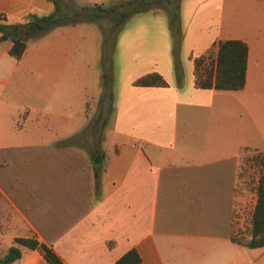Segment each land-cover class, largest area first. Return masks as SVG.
<instances>
[{
	"label": "crops",
	"instance_id": "crops-1",
	"mask_svg": "<svg viewBox=\"0 0 264 264\" xmlns=\"http://www.w3.org/2000/svg\"><path fill=\"white\" fill-rule=\"evenodd\" d=\"M57 1L63 9L112 0ZM53 9L51 0H0V23ZM178 9L180 81L171 45L166 58L168 24L167 38L164 28L125 37L128 19L107 40L109 102L96 22L56 26L18 58L9 38L0 41V256L20 251L9 264H48L17 237L44 243L64 264H114L131 248L139 264H264V247L230 239L245 151L264 152V0H180ZM225 39L247 46L244 85L196 87L192 59L213 58ZM149 72L166 84H133ZM96 100L112 120L103 138L91 131L89 147Z\"/></svg>",
	"mask_w": 264,
	"mask_h": 264
},
{
	"label": "trees",
	"instance_id": "trees-1",
	"mask_svg": "<svg viewBox=\"0 0 264 264\" xmlns=\"http://www.w3.org/2000/svg\"><path fill=\"white\" fill-rule=\"evenodd\" d=\"M51 1L54 4V9L48 14L40 16L30 14L28 20L22 24L7 25L0 23V41L6 38L11 40L12 44L9 52L14 57L18 58L22 54L27 40L36 38L56 26L95 21L102 16V13H105L112 19L115 27L114 33H116L128 18L148 12L156 6L168 13L166 14L173 43L175 78L176 82L180 81L181 70L177 59L181 37L178 16L179 0L173 2L170 7L165 6L169 4V0H113L106 5L94 3L88 6H75L65 4L63 9L57 0ZM117 9H120L118 15L116 17L111 16ZM114 33H103L102 35L103 52L100 65L102 68V87L106 89L103 95L108 99V102L111 99V65L107 40L109 35ZM246 54L247 46L245 42L239 39L219 40L213 58L209 57V54H203L192 59L194 84L196 87L203 89L238 90L242 88L244 85ZM133 84L138 86H164L166 82L157 72H149L134 79ZM257 161L260 172L256 180L255 202L251 212L249 236L245 241H235L230 237L232 242L249 248L264 247V152L258 155ZM97 187L98 183L95 180L94 188L97 189ZM14 242L29 249L39 250L48 264H64L50 247L34 238L17 237L14 238ZM19 257V249L12 245L4 255L0 256V264H9ZM114 264H139L138 254L135 249H128L115 260Z\"/></svg>",
	"mask_w": 264,
	"mask_h": 264
},
{
	"label": "rangeland",
	"instance_id": "rangeland-1",
	"mask_svg": "<svg viewBox=\"0 0 264 264\" xmlns=\"http://www.w3.org/2000/svg\"><path fill=\"white\" fill-rule=\"evenodd\" d=\"M113 1V0H112ZM111 1V2H112ZM169 4H166V7L172 6L173 2L176 0H169ZM180 1V0H179ZM163 3L162 1L160 2ZM164 5V4H163ZM155 6V5H154ZM179 6V3H178ZM120 9H117L115 12L111 14V16L116 17L119 13ZM167 12L162 10L161 8H157L156 6L151 9L148 12L140 13L131 16L128 19H133L135 23H130V31H127L126 36L128 37V34H134V35H144L148 34L150 36H156L160 35V30L164 28L165 30V36L169 37L168 33L166 32L165 26L168 24V16L166 14ZM179 13V9H178ZM185 14V13H184ZM179 16V14H178ZM181 16V15H180ZM127 19V20H128ZM160 20V22L154 20L153 22L145 23L144 20ZM94 22H96L100 28V31L103 35V33H114L115 27L113 26L112 19L109 17V15L102 13V16L96 19ZM125 23V22H124ZM136 23L140 25H136ZM180 24V23H179ZM163 25V27H161ZM128 29V30H129ZM113 35V34H112ZM172 38V37H171ZM169 42V40H168ZM166 43V46L168 45V52L166 50V58H169V48L171 45V52L170 56H172L173 59V43L170 39V44ZM179 47V45H178ZM110 51V50H108ZM209 53H207L208 55ZM110 55V54H109ZM160 55V52H159ZM210 57V54L208 55ZM178 57V52H177ZM178 59V58H177ZM110 65H111V55L109 57ZM159 65L161 64L160 60H158ZM117 68L119 69L120 64H116ZM102 71V70H101ZM111 72V70H110ZM102 83V81H101ZM111 85V84H110ZM97 103V100L94 101V105L91 107H88L89 113L91 114V117L88 121V124L86 125V128L84 130L85 135V145H88L89 147H96L97 146V140L90 139L89 134L92 130H94V134L96 135V131L99 128L101 133V138H103L104 132L107 130L108 127L111 125L112 120V108L107 104V101L104 100V102L101 104ZM98 116L100 119V122H93L94 116ZM260 153H255L252 151H245L244 158L242 160L244 165V179L242 180V193H244V200L243 203H241V206L236 208L235 214H234V220H233V231H232V238L235 241H245L249 236V228H250V218H251V212L253 208V202L255 200V187H256V180L260 172V166L258 164V155ZM241 190V189H240ZM236 243V242H235Z\"/></svg>",
	"mask_w": 264,
	"mask_h": 264
},
{
	"label": "water",
	"instance_id": "water-1",
	"mask_svg": "<svg viewBox=\"0 0 264 264\" xmlns=\"http://www.w3.org/2000/svg\"><path fill=\"white\" fill-rule=\"evenodd\" d=\"M94 167H98L99 163L98 162H92Z\"/></svg>",
	"mask_w": 264,
	"mask_h": 264
}]
</instances>
